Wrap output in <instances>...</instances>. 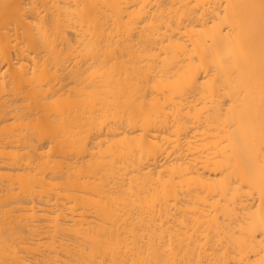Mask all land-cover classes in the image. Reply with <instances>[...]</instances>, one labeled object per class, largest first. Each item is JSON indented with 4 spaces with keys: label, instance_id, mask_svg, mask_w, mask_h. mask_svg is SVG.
Listing matches in <instances>:
<instances>
[{
    "label": "bare ground",
    "instance_id": "1",
    "mask_svg": "<svg viewBox=\"0 0 264 264\" xmlns=\"http://www.w3.org/2000/svg\"><path fill=\"white\" fill-rule=\"evenodd\" d=\"M0 264H264V0H0Z\"/></svg>",
    "mask_w": 264,
    "mask_h": 264
}]
</instances>
